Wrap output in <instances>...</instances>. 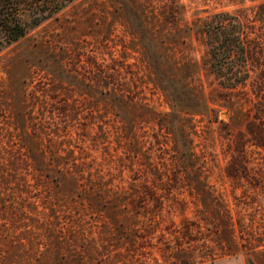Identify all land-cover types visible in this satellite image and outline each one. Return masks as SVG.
<instances>
[{
  "label": "rangeland",
  "instance_id": "1",
  "mask_svg": "<svg viewBox=\"0 0 264 264\" xmlns=\"http://www.w3.org/2000/svg\"><path fill=\"white\" fill-rule=\"evenodd\" d=\"M219 10L244 24L237 87L211 66ZM250 261L264 264V0H74L0 48V264Z\"/></svg>",
  "mask_w": 264,
  "mask_h": 264
},
{
  "label": "trees",
  "instance_id": "2",
  "mask_svg": "<svg viewBox=\"0 0 264 264\" xmlns=\"http://www.w3.org/2000/svg\"><path fill=\"white\" fill-rule=\"evenodd\" d=\"M74 0H0V48L60 12ZM211 66L225 86L243 85L249 78L247 49L240 16L228 10L209 13L203 21ZM250 264H256L250 261Z\"/></svg>",
  "mask_w": 264,
  "mask_h": 264
}]
</instances>
